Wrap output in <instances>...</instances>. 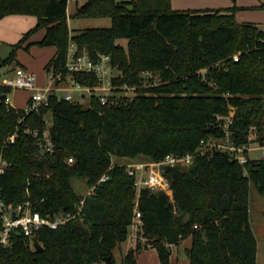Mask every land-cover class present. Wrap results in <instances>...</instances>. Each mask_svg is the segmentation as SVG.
Instances as JSON below:
<instances>
[{"label":"trees","instance_id":"obj_1","mask_svg":"<svg viewBox=\"0 0 264 264\" xmlns=\"http://www.w3.org/2000/svg\"><path fill=\"white\" fill-rule=\"evenodd\" d=\"M235 11L177 10L171 0H87L75 15L110 17L111 25L71 34L68 0H0V20L33 15L37 28H45L39 44L56 47L46 71L63 70L74 41L92 55L109 54L116 72L113 84L137 90L132 99L115 90L106 104L94 99L93 108L52 94L41 112L25 115L23 108L19 113L8 109L5 99L11 90L0 86V150L18 130L15 142L3 149L9 162L0 174L3 204L31 201L42 215L75 214L85 198L78 215L38 231L41 251L14 231L11 244L0 246V264H93L109 255L114 263V249L128 238L136 199L140 235L153 240L161 264H170L171 245L187 238L190 264H257L249 198L251 183L264 191V157H249L241 165L228 152L215 151L198 155L187 168L164 167L172 197L148 188L137 196L134 176L124 163L114 162V157L151 161L195 152L202 141L225 137V119L218 115L226 117L232 107L231 140L247 144L250 127L256 125L257 139L264 141V29L240 23ZM144 71L158 72V82L145 84ZM73 77L81 84H98L93 74ZM27 127L49 129L53 153L41 156ZM106 172L109 178L92 193L76 188L77 180L93 187ZM139 250L127 253L124 264H136Z\"/></svg>","mask_w":264,"mask_h":264},{"label":"built area","instance_id":"obj_2","mask_svg":"<svg viewBox=\"0 0 264 264\" xmlns=\"http://www.w3.org/2000/svg\"><path fill=\"white\" fill-rule=\"evenodd\" d=\"M234 60L239 59V55L233 56ZM151 71H144L149 74ZM49 82L46 86H37V76L23 67H17L13 75L0 73V86L7 87L11 91L15 89L33 90L28 104L24 109L25 115L30 113H39L49 105L50 97L56 94L59 98L67 101H77L86 107L93 108V100L97 99L101 104L109 102L115 90H123L129 87L124 85L121 87L113 84L114 66L111 62V56L106 53H97L92 55L85 47L80 49L74 41H70L65 66L61 72H55L53 67L47 71ZM74 73L93 74L97 78V85H86L77 82ZM155 82H158L157 80ZM10 92L6 93L5 102L8 109L15 110L19 113V108L11 103L9 98ZM235 108L232 107L226 117L218 115V119H225L223 129L225 137L221 139H212L210 141H202V145L195 152H187L183 154L169 153L160 160H151L148 162H137L127 165L128 173L135 178V187L137 196L143 188L153 191H163L172 197L171 184L168 177L163 173L164 167H181L187 168L191 166L198 155H212L215 151H226L235 158L241 165H245L249 161L250 151L254 149L264 148L262 146L252 147V142L257 139L258 128L256 125L250 127L247 144H237L231 140V124L233 123ZM24 120V116L20 117L19 122ZM51 124L50 119H46ZM27 133H30L39 148L41 156L47 153H53L54 143L49 129L40 132L38 129L27 127ZM18 130L12 132L5 139L4 146L0 150V174L9 166V162L3 155V149L7 144L16 140ZM249 154V155H248ZM73 158H69V162H73ZM109 178L108 173H104L98 182L85 195L94 191L97 184L106 181ZM85 198H82L77 205L75 214H47L42 215L40 211L33 209V203L26 201L16 206L6 207L0 200V217L2 227L0 229V246H9L12 241L13 232L20 231L24 236L30 239L32 247L35 249L32 238L38 234V231L48 226L52 229L65 224L68 220L78 215L84 204ZM142 226L141 212L138 209V199L134 206V214L129 230L131 235L139 239L141 237L140 230Z\"/></svg>","mask_w":264,"mask_h":264},{"label":"rangeland","instance_id":"obj_3","mask_svg":"<svg viewBox=\"0 0 264 264\" xmlns=\"http://www.w3.org/2000/svg\"><path fill=\"white\" fill-rule=\"evenodd\" d=\"M87 0H68V14H69V27L71 34L77 33L79 30L92 27H108L111 25L110 17H79L76 16L78 7L84 4ZM127 1V0H118ZM37 17L33 15H20L15 14L9 16L5 22L0 24V30L7 31V42H0V67L1 74L13 75L17 67H23L26 70L34 73L37 76V86H46L49 82L46 65L49 58L52 56L53 49L48 45H40L39 42L45 35V28H37ZM1 25H4L1 26ZM1 33V32H0ZM120 42L124 45L127 40L122 39ZM19 43V44H18ZM18 44L17 47L14 45ZM239 55V53H236ZM13 56L12 61L3 63V60L9 56ZM202 71H206L204 68ZM114 74L116 72L114 71ZM145 78V84L153 80L159 79L158 72H150L149 74H141ZM120 93L129 99H132L136 94V87L130 86L123 89ZM33 90L30 89H15L12 90L9 98L11 103L17 105L19 108H25L28 104ZM262 133L264 135V116L262 120ZM264 147V141L256 139L252 142V147ZM252 155V156H251ZM250 157L253 159L264 157V148L254 149L250 151ZM142 156L127 159L116 158L114 162L124 163L126 166L137 162H148ZM76 188L79 192L86 194L88 188L82 182L77 180ZM1 211V209H0ZM249 218L252 229L257 240V255L258 264H264V191L259 189L251 183L250 198H249ZM140 244V248L138 247ZM153 240L141 236L139 239L131 235V228L129 230L128 238L121 245L117 246L114 251V263H106L103 260L93 264H124V256L130 251L136 254V264H161L157 249L153 246ZM191 239L187 238L182 240L177 245H171L170 264H190V259L187 255L186 249L190 246Z\"/></svg>","mask_w":264,"mask_h":264},{"label":"crops","instance_id":"obj_4","mask_svg":"<svg viewBox=\"0 0 264 264\" xmlns=\"http://www.w3.org/2000/svg\"><path fill=\"white\" fill-rule=\"evenodd\" d=\"M171 4L172 7L177 10L235 8L236 18L240 23H254L264 29V0H171ZM9 16L13 15H8L2 18L0 24L2 22L4 23ZM1 26L4 27V25ZM0 32V42L6 43L8 37L7 31L1 29ZM51 48L53 49V52L52 56L49 58L50 60L56 52L55 46H51ZM14 106L19 108L15 104Z\"/></svg>","mask_w":264,"mask_h":264},{"label":"water","instance_id":"obj_5","mask_svg":"<svg viewBox=\"0 0 264 264\" xmlns=\"http://www.w3.org/2000/svg\"><path fill=\"white\" fill-rule=\"evenodd\" d=\"M32 241H33V244H34V247H35V250L37 251H41L43 249V246L42 244L40 243V239H39V235L36 234L33 238H32ZM104 262L106 263H111L112 261V256L109 255V256H106L102 259Z\"/></svg>","mask_w":264,"mask_h":264}]
</instances>
